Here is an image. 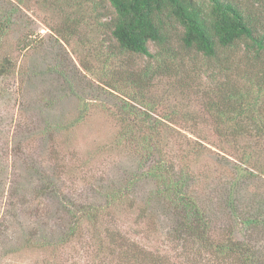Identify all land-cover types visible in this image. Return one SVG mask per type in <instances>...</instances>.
Segmentation results:
<instances>
[{
    "label": "rangeland",
    "instance_id": "374dc122",
    "mask_svg": "<svg viewBox=\"0 0 264 264\" xmlns=\"http://www.w3.org/2000/svg\"><path fill=\"white\" fill-rule=\"evenodd\" d=\"M0 8L8 25L0 57H10L14 69L0 79V264H97L88 228L52 263L45 249L28 247V231L57 236L55 226L67 223L54 207H66L70 197L105 205L117 191L123 203L102 212L101 221L178 262L181 244L168 212L161 207L158 223L142 207L159 189L152 175L157 158L142 160L134 144L120 140L124 95L139 97L152 120L163 122L162 157L169 170L186 172L188 192L203 209L219 219L231 198L240 214L264 217V53L229 49L206 58L183 49L180 29H173L175 57L159 62L119 48L106 0H39L26 7L0 0ZM149 48L159 55L157 45ZM227 117L240 130L231 132Z\"/></svg>",
    "mask_w": 264,
    "mask_h": 264
},
{
    "label": "trees",
    "instance_id": "16d2710c",
    "mask_svg": "<svg viewBox=\"0 0 264 264\" xmlns=\"http://www.w3.org/2000/svg\"><path fill=\"white\" fill-rule=\"evenodd\" d=\"M14 1L26 7L28 2L39 0ZM106 1L115 13L110 22L112 37L126 53L146 56L161 62L164 56L168 57L174 52L171 45L173 29H180L179 40L183 49L194 50L206 58H217L229 49L255 53L257 57L264 53L262 0ZM0 10L2 11L1 8ZM3 17L4 14L0 12V18ZM3 22L0 21L1 39L6 36L8 29L7 22ZM151 43L158 46L159 55L150 52ZM173 56L175 57L174 54ZM159 66L167 70L172 67L177 69L174 65ZM13 70L10 57H0V79L11 75ZM149 72L151 70L146 71L145 75L149 76ZM107 86L117 91L116 87L110 84ZM141 101L137 96H123L119 119L124 127L119 134L120 140L134 144L142 155V160H148L153 155L157 158L152 167V175L159 185L156 193L159 201L150 198L151 202L149 200L142 207L147 212L146 218L155 221L161 219V207L168 212L167 219L173 226L174 241L178 240L181 244L179 248L182 253L176 264H264V240L261 238L264 231L256 230L261 227L264 229V217L259 214V217L252 219L255 215L240 214L237 202L231 198L219 219L216 213L203 209L197 198L188 192L186 172H176L173 166H170L169 170L161 152L165 140V130L161 127L163 122L152 120L151 108ZM236 115L240 116V112ZM81 118L79 122L83 120V116ZM227 118L231 132L240 130L241 127L234 119ZM49 189L51 187L45 191L48 192ZM120 192L109 194L105 198V205L97 200L85 204L70 197L67 200L69 203L64 202L67 206L63 208L61 201L59 207L54 208L57 213L60 210L65 213L63 216L67 226L56 225L57 236L44 234L38 237L28 231V247L40 246L45 249L50 253L46 259L47 263H52L55 252L61 250L67 242L71 243L83 228H88L91 239L96 243L99 256L97 264H175L172 260L165 257L162 259L131 242L121 231L110 228L105 220L101 221L102 212L123 203L118 194ZM50 194H54V187ZM241 232L243 235H240ZM93 235H96L97 239ZM37 241L39 242L36 243Z\"/></svg>",
    "mask_w": 264,
    "mask_h": 264
}]
</instances>
